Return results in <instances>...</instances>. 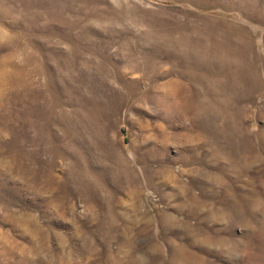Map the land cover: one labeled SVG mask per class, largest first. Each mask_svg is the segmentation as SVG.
<instances>
[{"label":"rangeland","instance_id":"rangeland-1","mask_svg":"<svg viewBox=\"0 0 264 264\" xmlns=\"http://www.w3.org/2000/svg\"><path fill=\"white\" fill-rule=\"evenodd\" d=\"M0 264H264V0H0Z\"/></svg>","mask_w":264,"mask_h":264}]
</instances>
